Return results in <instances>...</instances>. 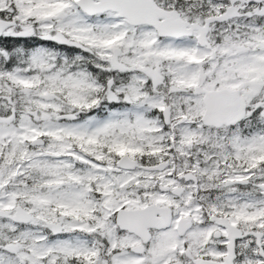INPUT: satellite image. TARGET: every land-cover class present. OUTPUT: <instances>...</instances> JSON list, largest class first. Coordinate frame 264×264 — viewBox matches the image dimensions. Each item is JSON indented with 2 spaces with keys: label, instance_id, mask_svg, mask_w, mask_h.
<instances>
[{
  "label": "snow or ice",
  "instance_id": "snow-or-ice-1",
  "mask_svg": "<svg viewBox=\"0 0 264 264\" xmlns=\"http://www.w3.org/2000/svg\"><path fill=\"white\" fill-rule=\"evenodd\" d=\"M0 264H264V0H0Z\"/></svg>",
  "mask_w": 264,
  "mask_h": 264
}]
</instances>
